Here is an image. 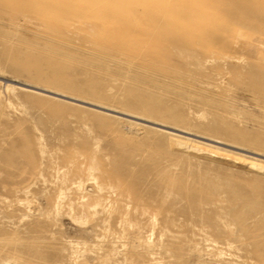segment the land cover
I'll return each mask as SVG.
<instances>
[{
    "label": "rangeland",
    "instance_id": "rangeland-1",
    "mask_svg": "<svg viewBox=\"0 0 264 264\" xmlns=\"http://www.w3.org/2000/svg\"><path fill=\"white\" fill-rule=\"evenodd\" d=\"M260 47L264 0H0L7 79L264 153ZM3 91L0 264H264V175Z\"/></svg>",
    "mask_w": 264,
    "mask_h": 264
},
{
    "label": "bare ground",
    "instance_id": "bare-ground-1",
    "mask_svg": "<svg viewBox=\"0 0 264 264\" xmlns=\"http://www.w3.org/2000/svg\"><path fill=\"white\" fill-rule=\"evenodd\" d=\"M205 4L207 3L205 2ZM210 12L213 13V11L211 10ZM204 15L205 14L199 10V12L196 14V18H194L200 24H202L201 21ZM262 48L260 47L261 50ZM0 84L3 85L5 88V91H3V93L6 92L7 94H9L11 92H15L18 88H21L23 90L33 91L36 94L43 95L45 97H49L59 101L75 103L80 106L89 107L105 115L119 116L120 119L126 118L130 120L129 123L133 126H150L153 129H157L159 131H162L163 133H167L170 136L172 148H174L178 152H183L184 154H187L191 157L199 158L205 161L220 162L223 164L231 165L232 167L248 170L255 174L264 175L263 152L255 151L253 149L246 148L244 146H239L237 144L228 143L226 141L212 138L210 136L207 137L192 132L186 128H180L177 127V125L174 126L172 124L156 120L152 117L137 115L136 113L121 111L115 107H109L102 103L84 100L82 98H78L74 95L64 93L60 90L51 87L28 83L26 81L20 82V80L16 81L12 79H7L1 74Z\"/></svg>",
    "mask_w": 264,
    "mask_h": 264
}]
</instances>
